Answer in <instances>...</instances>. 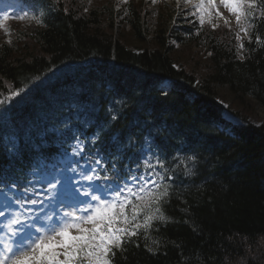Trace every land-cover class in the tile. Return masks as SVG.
I'll list each match as a JSON object with an SVG mask.
<instances>
[{
    "label": "trees",
    "instance_id": "trees-1",
    "mask_svg": "<svg viewBox=\"0 0 264 264\" xmlns=\"http://www.w3.org/2000/svg\"><path fill=\"white\" fill-rule=\"evenodd\" d=\"M48 1L39 26L23 31L10 21L15 41L0 36V187L24 190L33 154H61L79 139L115 180L143 170L152 155L164 164L166 220L115 250L112 264H264V125L248 123L264 110V18L245 25L241 57L231 29L172 30L173 15L143 1L121 11L113 0ZM128 36L141 43L148 37V47L135 53ZM179 53L196 56L185 60L190 70ZM93 59L99 72L83 65ZM67 63L66 88L64 81L41 82ZM168 79L171 90H157ZM62 91L76 97L74 108ZM221 91L245 123L232 131L222 120ZM111 98L124 101L122 111L107 108ZM8 131L15 139L3 143ZM189 157L196 160L191 175L180 164Z\"/></svg>",
    "mask_w": 264,
    "mask_h": 264
},
{
    "label": "snow or ice",
    "instance_id": "snow-or-ice-1",
    "mask_svg": "<svg viewBox=\"0 0 264 264\" xmlns=\"http://www.w3.org/2000/svg\"><path fill=\"white\" fill-rule=\"evenodd\" d=\"M186 2L192 4V0ZM219 3L232 13L245 36L248 35L245 25L249 19L257 16L264 18V11L260 10L256 0H219ZM195 8L201 13L202 25L206 15L211 20L210 10H215L216 16L224 20L226 25L229 24L220 14L216 0H198ZM3 19L7 21L9 16L5 14ZM33 19L38 24L42 22L36 17ZM236 38L241 39L239 33ZM243 47L241 43L240 48ZM14 94L19 95L18 92ZM3 103L0 100V104ZM112 119L116 117L113 116ZM180 164L184 165L186 174L191 175L196 164L195 157H189L188 162L181 160ZM158 165L164 168L162 162H158ZM83 178L89 182L109 179L107 176L102 178L96 175L94 171L93 175H84ZM164 179V176L156 174L155 179H146L139 189L134 191L125 186V190L117 189L110 198L85 192L86 196L95 201L94 205L66 211L55 222L51 216H45L46 222L40 227H36L38 220L31 214L24 216L20 212H14L5 225L4 238H0V264H112L115 250L123 251V244L138 236L141 229L146 234L154 221L166 220L161 210V203L169 195ZM58 184L59 180L53 177L49 181V192L55 190ZM25 202L23 197L14 199V203L20 207ZM27 202L35 205L38 201L33 199ZM4 216L5 212L0 211V217ZM17 237L19 239H15Z\"/></svg>",
    "mask_w": 264,
    "mask_h": 264
},
{
    "label": "rangeland",
    "instance_id": "rangeland-1",
    "mask_svg": "<svg viewBox=\"0 0 264 264\" xmlns=\"http://www.w3.org/2000/svg\"><path fill=\"white\" fill-rule=\"evenodd\" d=\"M128 1V0H127ZM149 1H152L153 3H152V5H157V4H160L161 3V0H155V2H154V0H149ZM160 1V2H159ZM162 1H165V0H162ZM101 2V1H100ZM166 2V1H165ZM207 2V1H206ZM196 3H198V0H192V4H188L187 2H186V0H179V2H178V0H167V6H166V8L167 9H169V7H172V8H174V9H178V10H184V9H188L189 11H191L192 12V14L195 12V15L194 16H197V17H199L200 18V16H201V13L199 12V11H197L196 10V8H195V4ZM216 4H217V8L219 9V12H220V14L225 18V19H227L228 21H229V24L231 25V24H234V20H233V16H232V14L226 9V8H224L223 7V5H221L220 3H219V0H216ZM13 10H16V9H13ZM211 11V21L214 23V21H216V23L217 22H224V20H222V19H219L217 16H216V14H215V10H210ZM20 15V12L19 13H17V17ZM205 17H207V15L205 16ZM208 19V18H207ZM215 23V24H216ZM25 26H27V25H29V23H26V24H24ZM110 27H111V25H109ZM23 31H27L25 28H23ZM128 38H130V39H132L131 37H129L128 36ZM150 38H152V35L150 34L149 35V39ZM148 37L146 38V40H145V42H147L148 43ZM5 40H8V38H6ZM133 40V39H132ZM130 45L128 46V48H130V49H134V50H138V48L139 49H146L147 47H148V44L147 43H141V42H138V40L137 39H135L134 38V40L133 41H131L130 40ZM32 44H33V46H34V43L32 42ZM139 51V50H138ZM196 51V49L195 50H193V52H195ZM195 53H197V52H195ZM192 57H196V56H189L188 57V54H183V53H179L175 58H177L178 60H183V61H179V63H180V65L182 66V67H185V68H187V69H191V66L189 65H187V64H185V60H190ZM186 65V66H185ZM52 75V73L49 75V80H50V76ZM134 77V76H133ZM134 79H136L135 77H134ZM128 80V79H127ZM137 80H135V82H136ZM220 95H221V97H223L225 100H226V102H230L231 100H232V96L228 93V91H221L220 92ZM226 104V103H225ZM225 107H226V105H225ZM229 118H231V117H229ZM263 120H264V110L263 109H260V108H258L257 109V111H256V115L255 116H253L251 119H250V121H251V123L252 124H254V125H260L262 122H263ZM235 123H237L236 121H234ZM89 171H91L90 169H88L87 167H85V173H84V175H88V172ZM92 174V173H91ZM84 175H83V177H84ZM148 179H151V178H148ZM82 180L84 181V188H86V187H89V182L86 180V179H84V178H82ZM96 180H93V181H91V182H95ZM91 182H90V184H91ZM109 198H110V196H111V193L110 192H106L105 193ZM68 198V196L66 195V193H61V194H57L56 195V197L54 198V199H52L54 202H56V204L54 205V207L52 206V205H49L48 204V206H46V207H44L43 208V211L42 212H40L38 215H42V216H40L39 218H37V220H38V222L36 223L39 227L41 226V224H43V223H45L46 221H45V216H51L52 218H53V221L55 222V221H58L62 216H63V213L64 212H66L67 210H62V209H60V208H62V204H63V200H60V198ZM82 197L84 198V200L88 203V202H91V203H93L92 205H94L95 204V201H92L91 200V198L90 197H88V196H86L85 195V192L82 194ZM87 198H88V200H87ZM67 204H69V203H67ZM68 207H69V205H67ZM19 239V238H18Z\"/></svg>",
    "mask_w": 264,
    "mask_h": 264
},
{
    "label": "bare ground",
    "instance_id": "bare-ground-1",
    "mask_svg": "<svg viewBox=\"0 0 264 264\" xmlns=\"http://www.w3.org/2000/svg\"><path fill=\"white\" fill-rule=\"evenodd\" d=\"M178 27H180L181 29L183 28V27H185V28H187L188 27V24L185 22V21H183V20H181L180 21V23H179V25H178ZM195 50V49H194ZM138 80H139V78H138ZM136 91H140V88H137L136 89ZM190 93H192L191 91H189ZM69 99L68 100H71V95H69V97H68ZM264 125V120H263V122L261 123V126H263ZM260 126V127H261ZM259 128V127H258Z\"/></svg>",
    "mask_w": 264,
    "mask_h": 264
}]
</instances>
